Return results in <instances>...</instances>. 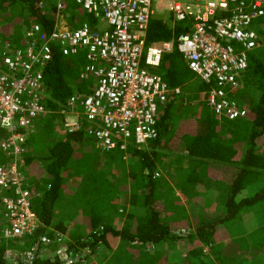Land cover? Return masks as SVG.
I'll return each instance as SVG.
<instances>
[{"label":"trees","instance_id":"trees-1","mask_svg":"<svg viewBox=\"0 0 264 264\" xmlns=\"http://www.w3.org/2000/svg\"><path fill=\"white\" fill-rule=\"evenodd\" d=\"M40 2L0 0V55L5 43L23 48V31L32 24L52 29L57 8L43 12ZM67 18L74 26L95 22L86 13ZM183 30L153 18L148 43ZM259 32L260 43L231 94L243 116L229 119L209 107L215 83L199 78L195 87L192 70L174 48L160 74L180 93L174 89L160 106L157 136L125 150L102 149L83 117L77 130L66 127L71 96L90 91L91 77H82L89 61L84 50L65 55L55 47L45 70V111L21 151L27 168L22 188L31 191L43 226L27 240L0 237V264H243V257L251 258L246 264L255 258L264 264V29ZM6 133L0 127V141ZM7 161L0 154V165ZM6 194L17 196L15 187ZM212 207L217 215L206 220ZM219 226L229 230V241L216 242ZM56 232L64 242L39 243L49 249L47 257L40 250L31 259L6 255L8 248L29 249ZM185 240L188 254L182 255L176 244ZM59 244L72 262L66 255L51 257Z\"/></svg>","mask_w":264,"mask_h":264},{"label":"built area","instance_id":"built-area-1","mask_svg":"<svg viewBox=\"0 0 264 264\" xmlns=\"http://www.w3.org/2000/svg\"><path fill=\"white\" fill-rule=\"evenodd\" d=\"M68 1L41 0L43 12L57 8L52 29L32 24L23 31V48L2 46L0 127L7 133L0 141V154L8 160L0 165V216L7 222L0 227L2 238L27 240L43 226L30 203L31 191L22 188L21 151L45 111V70L55 47L65 55L86 53L89 65L82 77L96 81L90 91L71 96L65 125L77 130L83 117L102 149L125 150L130 143L141 147L157 136L160 106L174 89L180 90L154 69L174 48L200 79L215 83L206 98L209 107L229 119L245 114L231 94L248 66L249 53L260 43V32L252 24L261 22L264 29V0H74L95 20L78 26L68 22ZM163 13H170V21L184 30L170 40L149 44L151 19ZM12 187L17 196L6 194ZM55 241L64 242V235H43L19 256L31 259L39 243ZM14 251L10 248L6 255Z\"/></svg>","mask_w":264,"mask_h":264},{"label":"rangeland","instance_id":"rangeland-1","mask_svg":"<svg viewBox=\"0 0 264 264\" xmlns=\"http://www.w3.org/2000/svg\"><path fill=\"white\" fill-rule=\"evenodd\" d=\"M68 3H70V5H69V7H68V9H69V11H70V17L72 16V17H76V19L77 18H79L80 16H82L83 14H85V12H84V10H83V8H82V6L81 5H78L74 0H69L68 1ZM65 11V10H64ZM158 12H163V10L162 11H158ZM50 16V15H49ZM161 16H165V17H167V16H170V13H163V14H158V15H156L154 18H156V17H160V18H162ZM166 19H169L168 17L166 18ZM152 20V19H151ZM170 20V19H169ZM262 23L261 22H256V23H253L252 24V28H254V29H258V30H260V29H262ZM186 62V61H185ZM163 64H164V62H163ZM163 64H162V66H163ZM186 64H187V62H186ZM161 66V67H162ZM161 67H158V68H155L154 70L156 71V72H158V73H160L161 72ZM191 72V71H190ZM193 72V71H192ZM191 72V73H192ZM193 75H194V79L193 80H191L192 82V84H194V86L196 87L198 84H199V82H200V79H199V77H198V75L195 73V72H193L192 73ZM89 81H90V83H94L95 81H96V78L95 77H91L90 79H89ZM71 115V114H70ZM71 119H75L76 118V116H72V117H70ZM217 215V211H215V207H212V208H210V209H206L205 210V213H204V218H206V220H211V219H213V217H215ZM124 222V221H123ZM231 238V234H230V232H229V230H227V228H225L224 226H219L218 228H217V230H216V233H215V240H216V242L217 243H223V242H226V240L228 241L229 239ZM186 244H188L187 243V240H185L184 241V243H181V241L179 242V244H176V251L177 252H179V253H181L182 255H187L188 254V251H187V249H186ZM60 245V244H59ZM102 254H106L107 252L105 251V250H101L100 251ZM173 254H175V253H173ZM67 257V261L68 262H71V259L68 257V256H66ZM95 257V256H94ZM97 258H95V260H96ZM251 258L250 257H243L242 258V260L241 261H243V264H246L249 260H250ZM260 263H262L261 262V260L259 259V258H255V264H260ZM62 264H64V263H62Z\"/></svg>","mask_w":264,"mask_h":264},{"label":"crops","instance_id":"crops-1","mask_svg":"<svg viewBox=\"0 0 264 264\" xmlns=\"http://www.w3.org/2000/svg\"><path fill=\"white\" fill-rule=\"evenodd\" d=\"M25 161V160H24ZM26 166V164H25V162H22L21 163V170L22 171H24L25 173H26V176H27V168L25 167ZM0 227H5L6 226V224H7V222H6V220L3 218V216H0ZM54 235H55V233H54ZM64 235V234H63ZM49 236V235H48ZM230 240V239H229ZM228 240V241H229ZM226 242H227V240H226ZM65 244H63V245H58L57 247H55V250H54V252H52V256L51 257H55L56 256V254H57V256L58 257H60V259H64V256L66 255V256H68L67 254H66V252H65ZM35 246H33V247H30L29 249H31V248H34ZM8 249H10V248H8ZM7 249V250H8ZM29 249H24V250H17V249H15V251H14V255H17V258L19 259V258H22V256H19V254H20V252H23V251H26V250H29ZM52 249V248H51ZM37 250H40V253L39 254H41L42 255V257H47V255H48V252H46V250H49V249H47V247H45V246H43L42 247V249H40L39 248V244H38V247H37Z\"/></svg>","mask_w":264,"mask_h":264}]
</instances>
